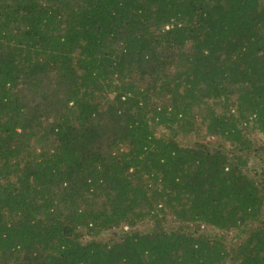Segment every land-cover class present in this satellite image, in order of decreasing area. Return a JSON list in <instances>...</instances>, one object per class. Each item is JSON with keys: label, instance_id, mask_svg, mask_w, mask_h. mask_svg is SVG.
Segmentation results:
<instances>
[{"label": "trees", "instance_id": "obj_1", "mask_svg": "<svg viewBox=\"0 0 264 264\" xmlns=\"http://www.w3.org/2000/svg\"><path fill=\"white\" fill-rule=\"evenodd\" d=\"M251 127L264 0H0V264H264Z\"/></svg>", "mask_w": 264, "mask_h": 264}, {"label": "rangeland", "instance_id": "obj_2", "mask_svg": "<svg viewBox=\"0 0 264 264\" xmlns=\"http://www.w3.org/2000/svg\"><path fill=\"white\" fill-rule=\"evenodd\" d=\"M235 98H236V96H235ZM197 106H196V108H197ZM209 107H210V105H208V108ZM224 107H225V105L222 101H220L219 104H217L218 110L221 108H224ZM234 109L236 110V107ZM195 112H197V111H195ZM247 131L248 132L246 134L250 137L251 141L254 143V145H256L258 147V149H260L259 152H257V151L252 152L251 156L249 157L250 158L249 166H251L253 171H256L257 173H260V174H264V132H261V131H259V129H256L254 127L249 128ZM216 138L218 140L221 139L218 136ZM258 225L259 224L254 222L252 224L250 230L257 228ZM211 231H214L218 234H221L222 237L224 239H226V241L228 243H236L238 240L237 233L234 231L233 232H226V233H222V232L214 230V229H211ZM104 237H107V235H105ZM222 264H235V263H233L231 261V259H227V261L225 263H222Z\"/></svg>", "mask_w": 264, "mask_h": 264}]
</instances>
